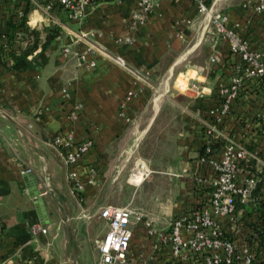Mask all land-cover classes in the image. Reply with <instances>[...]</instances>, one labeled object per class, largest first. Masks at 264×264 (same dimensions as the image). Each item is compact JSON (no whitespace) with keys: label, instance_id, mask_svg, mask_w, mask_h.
I'll return each instance as SVG.
<instances>
[{"label":"crops","instance_id":"1","mask_svg":"<svg viewBox=\"0 0 264 264\" xmlns=\"http://www.w3.org/2000/svg\"><path fill=\"white\" fill-rule=\"evenodd\" d=\"M205 1L264 55V10H254L260 0ZM43 2L0 0V35L25 4L30 28L59 27L51 43L28 56L26 69L0 62V262L99 264L97 241L108 228L99 215L102 206L131 205L158 232H166L174 215L196 201V178L207 172L200 161L203 129L209 110L218 105L216 88L229 82L238 59L233 58L229 75L230 49L222 40L220 59L209 62L212 32L192 0H151L145 13L139 0H104L80 21L69 19L63 9L46 16ZM184 19L186 26L180 24ZM106 53L123 57L145 79ZM171 78L173 90L164 101ZM193 82L201 95L190 88ZM241 94L220 123L237 140L238 124L244 126L260 102L255 86H245ZM56 135L70 137L74 147L90 142L74 166L83 183L78 193L68 180L63 148L52 144ZM221 148L222 142L216 153ZM136 164L151 171L138 184L129 178ZM25 168L31 171L22 173ZM148 181V190L140 191ZM131 221L124 264H160L165 250L157 234ZM33 223L47 232L32 235Z\"/></svg>","mask_w":264,"mask_h":264},{"label":"built area","instance_id":"2","mask_svg":"<svg viewBox=\"0 0 264 264\" xmlns=\"http://www.w3.org/2000/svg\"><path fill=\"white\" fill-rule=\"evenodd\" d=\"M100 1L104 0H44L41 7L48 17L53 11L63 9L69 19L80 21L86 11ZM192 1L196 4L197 12L206 19V28L212 32L209 36V62L214 64L220 59L217 46L222 40L227 42L230 51L238 59L229 82L218 87L221 101L209 110L211 120H207L204 127L207 146L200 161L207 166V172L198 176L196 182L209 187V203L174 216L166 232H158L144 218V213L131 205L102 206L99 215L107 222L108 228L97 241L99 264L126 263L132 239L131 219L143 222L150 234H157L160 244L169 245L174 258H180L186 264H195L192 259H188L189 252L201 251L207 252L202 264H264V55L253 49L247 38L226 26L224 13L214 10L205 0ZM139 5L145 13L151 8V0H139ZM254 10L262 12L264 2L260 0ZM25 16L24 8L21 7L13 17L15 21L21 22ZM188 23L189 20L184 19L180 24L186 26ZM20 35L21 30L17 29L12 40ZM178 36L183 38V30H179ZM6 39L4 33L0 35V42L6 43ZM70 52V47L64 46V55ZM106 56L138 79H145L144 74L129 68L123 57L108 53ZM89 65H93V62ZM251 85L257 87L259 107L244 126L238 124L237 140L225 132L220 123L229 113L237 92L239 97L241 90ZM190 88L199 95L203 92L195 82L190 84ZM214 140L222 142V148L220 152L211 154L210 144ZM52 144L63 148L68 180L73 193H78L83 189V183L74 166L80 155L88 150L90 142L74 147L70 137L64 139L56 135ZM135 168L144 171L143 178L149 174L142 164H136ZM30 171V168H25L22 173ZM135 171L130 175L133 176ZM222 220H225L224 225ZM30 232L32 235L44 234L47 229L41 223H33ZM4 263L7 262H0Z\"/></svg>","mask_w":264,"mask_h":264},{"label":"trees","instance_id":"3","mask_svg":"<svg viewBox=\"0 0 264 264\" xmlns=\"http://www.w3.org/2000/svg\"><path fill=\"white\" fill-rule=\"evenodd\" d=\"M23 8L25 13H27L30 9L27 4H25ZM17 29L21 30V35L19 38L16 39L13 38L12 40V37L14 36V33ZM42 33L44 34V40H42L41 38ZM58 33H59V27L56 25L44 27L42 30H39V29L30 28L27 25L25 18L22 19L21 22H17L14 20V17H11V19L8 20V30L6 31V33H4L7 38L6 43L0 42V62H2L4 66L9 67L11 69H16L20 71L24 70L30 64V59L28 58V56L32 54L39 47L41 49L45 48L49 43H51V41L54 38H56V36H58ZM19 41L24 43L21 47L18 44ZM4 43L6 44V46ZM229 53L230 54H229L228 67H229V75H230L233 69V65H234L233 58L235 57V55L230 50ZM4 54L6 55L7 58L5 60H3L1 57V55ZM216 89L217 92L214 93V96L217 103H219L221 101V96L218 92V87ZM241 96L242 94L240 93L238 97V92H237V95L233 102H236L238 105V98H241ZM231 106H230V111H231ZM230 111L224 117V119L229 117ZM207 118L208 120L209 119L211 120V116H208ZM235 120L238 123V116L237 118H235ZM206 138L203 139L202 142L203 144L200 148L202 154L205 153V146H207ZM220 146H221V142L218 140H214L210 144L211 154L215 153ZM193 195L196 201H193L188 205H186L185 209L182 212L190 211L193 207L202 208V206H205L209 203V187L206 184L203 185L199 184L198 188L193 191ZM178 214L179 213L175 214L174 216ZM160 250L162 251L165 250V253L162 254L163 255L162 257H165V260L160 262V264H186L182 259L173 257L168 244H160ZM206 253L207 252L205 251L189 252L188 259H192L195 262V264H202V260Z\"/></svg>","mask_w":264,"mask_h":264},{"label":"rangeland","instance_id":"4","mask_svg":"<svg viewBox=\"0 0 264 264\" xmlns=\"http://www.w3.org/2000/svg\"><path fill=\"white\" fill-rule=\"evenodd\" d=\"M178 70H179V68H178ZM178 70H175L174 71V74H173V77H175L176 76V74H177V72H178ZM173 80H174V78L172 79L171 78V81H170V84H169V87H168V93H167V95H166V97H165V99H164V101L169 97V95H170V92L173 90L172 89V84H173ZM135 167L136 166H134L133 168H132V170H130V173H129V176H131L130 174L135 170ZM141 167V166H140ZM142 167H143V165H142ZM144 168V167H143ZM138 169V168H137ZM136 169V170H137ZM148 171V173H151V171L150 170H147ZM130 178V177H129ZM142 179H143V177L142 176H138V175H135L134 177H133V180H132V176H131V181L134 183V184H138V183H140L141 181H142ZM148 185H150V183H149V181L145 184V185H143L141 188H140V191H147L148 190ZM138 195H144V193H139ZM117 196H120V195H114V197H117ZM145 218V217H144Z\"/></svg>","mask_w":264,"mask_h":264},{"label":"water","instance_id":"5","mask_svg":"<svg viewBox=\"0 0 264 264\" xmlns=\"http://www.w3.org/2000/svg\"><path fill=\"white\" fill-rule=\"evenodd\" d=\"M38 201H39L40 204H41V207H40V213H41V216H42V217H46V213H45V211H44V209H43V206H42L41 198H39Z\"/></svg>","mask_w":264,"mask_h":264},{"label":"bare ground","instance_id":"6","mask_svg":"<svg viewBox=\"0 0 264 264\" xmlns=\"http://www.w3.org/2000/svg\"><path fill=\"white\" fill-rule=\"evenodd\" d=\"M141 173L142 175H144V171H142V169H137L136 171H135V174L132 176V180H133V177L137 174V173ZM134 182V181H133Z\"/></svg>","mask_w":264,"mask_h":264}]
</instances>
